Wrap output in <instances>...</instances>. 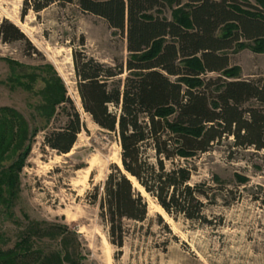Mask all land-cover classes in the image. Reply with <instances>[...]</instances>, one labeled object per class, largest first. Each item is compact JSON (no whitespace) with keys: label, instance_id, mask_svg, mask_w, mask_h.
<instances>
[{"label":"trees","instance_id":"trees-1","mask_svg":"<svg viewBox=\"0 0 264 264\" xmlns=\"http://www.w3.org/2000/svg\"><path fill=\"white\" fill-rule=\"evenodd\" d=\"M168 2L179 6L171 20L164 15ZM256 2L258 6L245 2L244 8L240 0L23 1V17L53 5L76 4L126 36V64L73 53L84 111L100 128L118 134L122 148L123 168L114 165L100 200L110 241L119 248L130 233L125 221L142 223L149 215V204L129 175L169 214L197 220L203 217L201 197L208 192L204 184H190L197 166L183 160L209 151L213 142L227 137L234 138L236 149L264 150V79L238 77L229 54L246 47L244 41L254 42V50L264 52V0ZM19 40L30 43L16 24L5 20L0 42ZM46 67L50 71L45 70L47 76L42 78L39 110L50 118L62 108L66 122L45 136V144L69 153L85 124L62 78L51 65ZM208 73L223 76L203 78ZM215 85L220 86L217 91L212 89ZM37 130H31L16 109L0 108V204L6 207L13 206L18 196ZM57 227L33 225L12 248H0V264H78L69 254L62 255L63 250L34 248L32 233L40 238L64 236Z\"/></svg>","mask_w":264,"mask_h":264},{"label":"rangeland","instance_id":"rangeland-1","mask_svg":"<svg viewBox=\"0 0 264 264\" xmlns=\"http://www.w3.org/2000/svg\"><path fill=\"white\" fill-rule=\"evenodd\" d=\"M23 1L0 0V25L11 21L30 41L0 42V108L16 109L31 130H38L14 205L0 204V248H12L33 225H57L64 236L40 238L32 233L34 248L63 250L62 255L69 254L78 264H264V150L236 149L232 137L215 141L209 151L183 160L197 166L190 184H204L208 192L201 197V219L169 214L129 175L149 204L148 219L125 221L130 233L122 249L110 241L100 200L114 165L123 168L122 148L118 134L100 128L84 111L73 53L85 52L107 64H126V36L76 4L53 5L23 17ZM240 1L244 8L245 2L258 6L256 0ZM177 8L168 2L165 17L173 19ZM244 42L246 47L229 51L230 67L239 69L241 79H264V52L254 50V42ZM48 65L64 81L85 124L69 153L45 144V136L66 122L62 108L50 118L39 110ZM220 76L208 73L203 78ZM149 156L154 162L153 150ZM62 237L66 238L64 247Z\"/></svg>","mask_w":264,"mask_h":264},{"label":"bare ground","instance_id":"bare-ground-1","mask_svg":"<svg viewBox=\"0 0 264 264\" xmlns=\"http://www.w3.org/2000/svg\"><path fill=\"white\" fill-rule=\"evenodd\" d=\"M136 185V184H135Z\"/></svg>","mask_w":264,"mask_h":264},{"label":"water","instance_id":"water-1","mask_svg":"<svg viewBox=\"0 0 264 264\" xmlns=\"http://www.w3.org/2000/svg\"><path fill=\"white\" fill-rule=\"evenodd\" d=\"M123 164V163H122Z\"/></svg>","mask_w":264,"mask_h":264}]
</instances>
